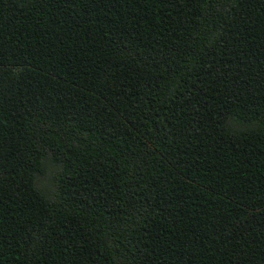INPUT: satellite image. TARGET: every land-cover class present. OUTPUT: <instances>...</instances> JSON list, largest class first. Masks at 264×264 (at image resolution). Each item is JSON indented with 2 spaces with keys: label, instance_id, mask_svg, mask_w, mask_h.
<instances>
[{
  "label": "trees",
  "instance_id": "obj_1",
  "mask_svg": "<svg viewBox=\"0 0 264 264\" xmlns=\"http://www.w3.org/2000/svg\"><path fill=\"white\" fill-rule=\"evenodd\" d=\"M0 264H264V0H0Z\"/></svg>",
  "mask_w": 264,
  "mask_h": 264
}]
</instances>
